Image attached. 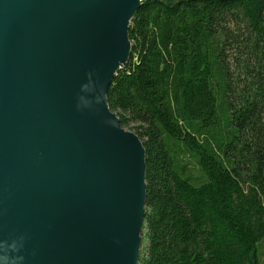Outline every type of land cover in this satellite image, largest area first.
Instances as JSON below:
<instances>
[{
  "label": "water",
  "instance_id": "1",
  "mask_svg": "<svg viewBox=\"0 0 264 264\" xmlns=\"http://www.w3.org/2000/svg\"><path fill=\"white\" fill-rule=\"evenodd\" d=\"M143 0H0V264H141L145 146L108 103Z\"/></svg>",
  "mask_w": 264,
  "mask_h": 264
},
{
  "label": "trees",
  "instance_id": "2",
  "mask_svg": "<svg viewBox=\"0 0 264 264\" xmlns=\"http://www.w3.org/2000/svg\"><path fill=\"white\" fill-rule=\"evenodd\" d=\"M108 103L146 149L141 264H264V0H143Z\"/></svg>",
  "mask_w": 264,
  "mask_h": 264
},
{
  "label": "rangeland",
  "instance_id": "3",
  "mask_svg": "<svg viewBox=\"0 0 264 264\" xmlns=\"http://www.w3.org/2000/svg\"><path fill=\"white\" fill-rule=\"evenodd\" d=\"M127 130H129V131H133V132H135L134 131V129H132V125H130V126H127V127H125ZM263 263H264V258H263Z\"/></svg>",
  "mask_w": 264,
  "mask_h": 264
},
{
  "label": "clouds",
  "instance_id": "4",
  "mask_svg": "<svg viewBox=\"0 0 264 264\" xmlns=\"http://www.w3.org/2000/svg\"><path fill=\"white\" fill-rule=\"evenodd\" d=\"M7 257H0V261H6Z\"/></svg>",
  "mask_w": 264,
  "mask_h": 264
}]
</instances>
